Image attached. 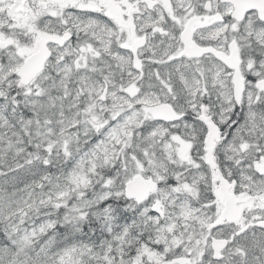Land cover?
<instances>
[{
  "label": "snow or ice",
  "instance_id": "obj_1",
  "mask_svg": "<svg viewBox=\"0 0 264 264\" xmlns=\"http://www.w3.org/2000/svg\"><path fill=\"white\" fill-rule=\"evenodd\" d=\"M0 264H264V0H0Z\"/></svg>",
  "mask_w": 264,
  "mask_h": 264
}]
</instances>
